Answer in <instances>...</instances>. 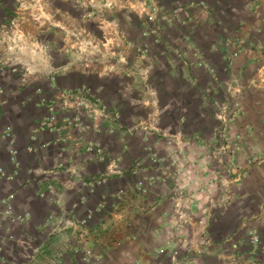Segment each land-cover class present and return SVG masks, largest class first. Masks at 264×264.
Listing matches in <instances>:
<instances>
[{
    "label": "crops",
    "instance_id": "crops-1",
    "mask_svg": "<svg viewBox=\"0 0 264 264\" xmlns=\"http://www.w3.org/2000/svg\"><path fill=\"white\" fill-rule=\"evenodd\" d=\"M117 1L120 9L107 14L111 26L101 14L83 17L70 0H0V133L11 130L19 162L12 179L0 176V200L13 192L15 210L28 217L25 226L8 227L4 220L0 264H173V247L182 253L178 264H264L261 243L249 239L258 232L264 243V0ZM156 3L162 12L188 16L159 22L157 43L141 34ZM231 40L234 45L227 44ZM141 44L148 45L144 54L134 48ZM196 44L204 47L203 67L194 64ZM236 46L240 53L229 59ZM181 48L194 59L189 66L176 57ZM82 86L119 111L133 131L70 130L59 145L61 133L41 125L47 107L37 89L56 113H70L73 104L66 107L63 91ZM145 87L158 98V118ZM238 87L240 109L225 126L229 148L213 158L216 109ZM152 121L160 131L192 135L191 146L174 151L153 132L142 140L136 129ZM88 143L116 156L123 174L89 186L107 170L86 151ZM155 143L162 149L149 150ZM9 150L3 139L0 166L6 171ZM153 152L158 163L149 160ZM185 158L198 161L185 168ZM102 193L107 205L94 212ZM90 211L86 224L76 223ZM193 247L202 253H188Z\"/></svg>",
    "mask_w": 264,
    "mask_h": 264
},
{
    "label": "built area",
    "instance_id": "built-area-1",
    "mask_svg": "<svg viewBox=\"0 0 264 264\" xmlns=\"http://www.w3.org/2000/svg\"><path fill=\"white\" fill-rule=\"evenodd\" d=\"M74 5L81 8L83 12V17L90 18L92 16H95L96 14H101L103 17V21L107 24H110L111 26L114 25V19L110 16H107V14H110L111 12H114L118 9H120V3L117 0H70ZM161 11V8L158 6H153L151 11H148V15L146 18V27L142 31L143 37H151L154 42H160V36H161V29L163 24H159V22H155L154 18L156 15H158ZM163 14V12H162ZM166 16L162 15L161 19H165ZM235 42L232 40L227 42L228 45H234ZM146 44V43H145ZM145 44H141L138 46H135L136 52H139L140 54H144L147 52V47ZM240 53V49L238 46L234 47L233 50L229 53V59L235 58ZM19 65L16 63L14 66L11 67L10 71L12 73H17L19 69L17 68ZM262 74L264 78V64L261 67ZM28 72L27 70H25ZM49 72H51L49 70ZM210 72H213V69L210 68ZM29 73V72H28ZM214 73V72H213ZM22 75V73H21ZM147 72L145 74L143 73V76H146ZM145 81L146 78L144 77ZM50 82L55 83V77L53 75H50ZM234 83L238 84L236 80ZM150 87H145V90L147 91V102L148 105L152 106V115L153 117H158L160 110L158 104L155 103L154 98H152V95H154L153 89H148ZM232 88V87H231ZM3 90L0 89V92ZM37 93L41 95L40 97V104H43L47 107V115L42 117V123L41 125L43 128H47L49 131L54 132H60V136L56 139V142L59 145H64L70 136V130H76L80 135L86 132L87 130H94L97 133H103L107 132L108 134H116L120 130H124L127 132H132L130 128L125 127L121 122V114L119 111H117L114 108H111L105 100L95 93L90 87L88 86H82L80 88H75L73 90H66L63 91V98H65L66 107H68V102L71 101L73 105L70 106L72 109L70 113L67 111L56 113L54 108V102L50 99V97L46 94H43L41 89H37ZM241 104V96H240V89L238 87L236 94L233 95L231 100L228 103H221L215 112L216 117V125L214 126V135L218 139V144L213 149V158H218L221 154L220 152L223 150H226L229 148L227 143V137L224 136L225 134V126L229 119H232L235 111L240 109ZM64 106V108L66 109ZM62 113V114H61ZM62 115V116H60ZM155 129L158 133V135H161L160 138L165 137L167 139V145L170 146L173 149V146L175 149L174 151H185V148L187 145V140L183 139V135L180 133H166L163 131H160L158 127L155 126V122L152 121V123H143L138 126L137 133L141 134L142 140L148 141V134ZM183 136V137H182ZM158 138V139H160ZM7 140L8 144L10 145V159L9 163L11 164V169L9 171H6L0 166V176L5 179H12L15 175L18 173V166L19 162L16 159V154H18L16 148L13 147L14 140L11 135V130L5 129L3 132L0 133V142L2 140ZM62 143V144H60ZM157 143L152 146V148H149V150L153 149L155 147V151L161 150L162 148L157 147ZM151 147V146H150ZM25 150H31V147H25ZM126 150V149H125ZM86 151L95 154L96 159L103 164L106 165V174L102 175V178H97L95 183L89 182L88 185L94 188L97 183L103 184L107 181L108 175L114 174V175H122L124 170L121 165H119V161L116 158V156H108V154L101 148L100 144L95 143H88L86 147ZM188 159V158H187ZM150 162L158 163V152H153L150 155L149 158ZM186 160L185 159H182ZM219 159H217L218 161ZM181 161V162H182ZM175 162V160H174ZM58 168H66L71 173H76L77 169L74 168L73 165L66 166L62 163H58ZM93 183V184H92ZM190 184H193L191 182ZM90 187V188H91ZM139 188L140 191L143 190V185L141 182H138V185L136 186ZM183 193H180L182 195ZM123 195V192H118L115 196L116 199H121ZM15 198V194L9 193L7 196L2 198L0 200V227H2L4 220L7 222L8 227L13 226L14 224L25 226L26 222L28 220L27 215L18 213L15 210L13 200ZM227 199V198H225ZM107 205V199L105 194H100L98 196V200L96 203V207L93 210L94 212H102ZM93 211L88 212L85 214V216L78 218V221H76L77 224L84 225L87 223L88 220L92 218ZM175 215L177 216V211L175 210ZM184 214H178V218L182 217ZM52 218V215L49 216ZM9 239H13V236H9ZM250 242L252 244H259L260 248L264 251V243L260 241L259 233L258 232H252L250 234ZM192 251L193 253H202L203 248L202 247H193L190 248L187 252L190 253ZM170 259L173 262V264H178V261L181 259V252L173 247L170 251Z\"/></svg>",
    "mask_w": 264,
    "mask_h": 264
},
{
    "label": "rangeland",
    "instance_id": "rangeland-1",
    "mask_svg": "<svg viewBox=\"0 0 264 264\" xmlns=\"http://www.w3.org/2000/svg\"><path fill=\"white\" fill-rule=\"evenodd\" d=\"M193 3H190V4H188L187 2H186V5L189 7V5H192ZM185 5V4H184ZM195 7H197L195 4H193ZM153 6H158V3H156V4H154ZM161 6V5H160ZM206 5H204L202 2L201 3H199V7L200 8H204ZM159 7V6H158ZM181 7V6H180ZM183 7V6H182ZM161 8V7H160ZM177 12H175V11H165V12H163V14H162V12H160L158 15H156L155 16V18H154V21L155 22H165L166 24H173L174 22H182V20H185V19H187L186 17H188L187 15H179V14H176ZM162 15H165L166 16V18L165 19H161V16ZM186 16V17H185ZM160 20V21H159ZM176 20V21H175ZM160 40H161V36H160ZM188 44V43H187ZM187 50H189L191 47H190V44H188L187 45ZM193 49H196V52H194L193 54H195L196 53V55H195V57H196V59H195V62H194V64L195 65H197L198 67H203L204 65H205V59H204V56H203V51H204V47L201 45H198V44H196V48L195 47H193ZM185 50V48H181L180 50H177V53H176V57L178 58L179 57V59H182L183 60V62L185 63V65H188L189 66V63H188V61H190V60H194L193 58H191V59H189L190 58V55L187 53V51L185 52L184 51ZM186 55H185V54ZM192 54V55H193ZM152 98H154V100H155V103L156 104H158V106H159V101H158V98H157V96L154 94V95H152ZM150 107H152L151 105H150ZM158 118V117H157ZM155 126L157 127V124L155 123ZM151 132H153V135H152V137H155L156 139L157 138H160V136L161 135H158L157 133V131L155 130V129H153ZM185 136V138L187 139V147H190L191 145V143L192 142H190L189 141V138L188 137H191L192 135H189V134H185L184 135ZM156 144V143H155ZM152 146H154V145H152ZM152 146H151V148H152ZM153 149H155V147H153ZM198 160H196V159H186V160H183L182 161V167H189L190 166V164H196V162H197ZM218 161H220V160H218ZM234 161H236V160H234ZM194 172L195 173H197V174H199L198 173V171L197 170H194ZM241 178V177H240ZM191 183V182H190ZM189 183V184H190ZM197 183H201V182H199V181H197ZM194 184V183H193ZM168 254H169V252H168ZM87 257V256H86ZM88 259V258H87Z\"/></svg>",
    "mask_w": 264,
    "mask_h": 264
}]
</instances>
